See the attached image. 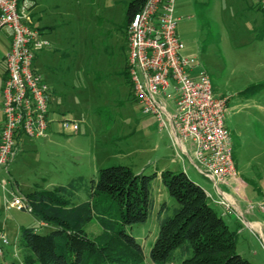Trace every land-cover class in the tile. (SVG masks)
<instances>
[{"label":"rangeland","instance_id":"374dc122","mask_svg":"<svg viewBox=\"0 0 264 264\" xmlns=\"http://www.w3.org/2000/svg\"><path fill=\"white\" fill-rule=\"evenodd\" d=\"M36 1L34 25L52 26V38L46 39L49 46L59 49L41 61L43 70L59 84V102L67 110L63 118L76 121L78 130H63L57 121L48 139L34 140V144L32 139L24 141L10 166L18 191L51 189L79 176L97 180L99 170L110 166L128 167L135 175L156 174L153 210L145 223L128 229L143 249L144 264H152L149 252L159 230L157 214L163 206V216L172 215L177 206L159 175L164 170L184 172L210 195L209 205L235 233L237 254L249 264H264V212L260 208L264 206V87L254 94L244 92L264 84V11L256 0H178L174 11L181 55L195 59L207 71L214 95L228 100L225 126L231 135L238 179L229 187H219L233 194L232 199H225L231 213L214 202L220 196L213 183L186 157L177 158L167 132L159 130L153 116L143 115L132 97L122 69L127 55L126 11L133 0ZM7 46V36L0 30V53ZM9 189L0 188V235L9 243L0 264L20 261L21 227H32L40 234L51 230L33 214L7 208ZM80 196L85 198L83 192ZM244 200L248 213L238 207ZM248 221L259 222L258 234L250 228L257 226ZM86 231L91 236L99 234L95 219Z\"/></svg>","mask_w":264,"mask_h":264},{"label":"built area","instance_id":"2783aa9c","mask_svg":"<svg viewBox=\"0 0 264 264\" xmlns=\"http://www.w3.org/2000/svg\"><path fill=\"white\" fill-rule=\"evenodd\" d=\"M177 1L146 0L128 21L127 74L132 97L141 113L153 116L159 130L167 132L177 158L186 157L213 183L220 196L214 202L231 213L219 187H229L238 179L231 135L225 126L228 100L214 95L207 71L195 59L181 55L183 45L174 15ZM256 4L264 10V0ZM35 5V0H0V30L10 37L1 91L0 188H10L7 208L29 213L31 205L11 179L10 166L22 151V139L45 138L50 124V89L33 68L35 57L48 46L34 25ZM60 123L63 130H78L76 121L62 118ZM8 244L5 235H0V255Z\"/></svg>","mask_w":264,"mask_h":264},{"label":"trees","instance_id":"16d2710c","mask_svg":"<svg viewBox=\"0 0 264 264\" xmlns=\"http://www.w3.org/2000/svg\"><path fill=\"white\" fill-rule=\"evenodd\" d=\"M145 1L129 3L125 32ZM262 87L258 83L244 92L254 94ZM156 177L135 175L119 165L100 169L97 180L79 176L51 189L34 188L26 194L31 214L51 230L40 234L21 227V259L13 264H144L143 249L128 229L145 223L153 210ZM159 179L177 206L172 215L163 216V206L157 214L152 264H249L236 252L235 233L198 184L171 170L162 171ZM93 219L100 227L97 236L86 231Z\"/></svg>","mask_w":264,"mask_h":264},{"label":"crops","instance_id":"0c3cea01","mask_svg":"<svg viewBox=\"0 0 264 264\" xmlns=\"http://www.w3.org/2000/svg\"><path fill=\"white\" fill-rule=\"evenodd\" d=\"M35 3H36V5H35L34 9L37 8L36 7L37 6V1L36 0H35ZM34 9H33V21L36 20L35 19L36 15H35ZM40 29L42 31L43 37L46 39L48 37V35H50V36L52 35L54 28L52 26H45V27H42ZM5 34H6L7 39H8V46L5 47L0 53V56H1L0 57L1 58V62H0V128H1V123H2V119H3L2 110H1V101H2L1 91H2L3 82L5 80V76H6V65H5L4 57H5L6 53L9 51V48H10V37H9V35L6 32H5ZM51 38H52V36H51ZM124 39H125V46H126V50H127L126 32L124 33ZM57 51H59V49L57 47L49 46V44H48V46L45 47L35 57L34 62H33L34 70L38 74L41 75L42 80L47 84V86L50 89V101H49V119H50V124H49L48 130H47V136L45 138H40V139H43V140L48 139L49 136H51V134L53 132V130L51 129L53 124L55 122H57V121L60 122L59 119L67 116V110H65V108L59 102V98H60V93H59V88H58L59 84L57 83V81L53 77L50 76V77L47 78V74H49V73H46V71L43 70L44 66L42 65V62H41L43 59L54 55V53H56ZM126 71H127V55L125 57V66L122 69V72H123L124 75H125ZM127 76H128V74H127ZM125 78H126V75H125ZM128 80H129V77H128ZM129 83H130V81H129ZM212 89H213V87H212ZM25 140H27V138L22 139V150H23V143H24ZM34 140H39V139H32L30 142H32V144H34ZM14 181L16 182L17 188L20 189L18 181L16 179H14ZM31 190H33V189H31ZM205 193H207V192L205 191ZM223 193H224L223 194L224 198L226 200L232 199L233 194L229 190H228V192L225 191ZM24 195H26V194H24ZM241 200H243V199H241ZM247 203H248L247 200H244V202L243 201H239V206L238 207H239L240 210L244 211V213H248L249 212V208L247 207ZM240 204L242 206H240ZM220 206L222 207V205H220ZM223 210H225L224 207H223ZM262 212H264V209L262 210ZM248 222H250V223H248V225L251 224V223L255 224L257 227H255V228L250 227V228L253 230L254 233L258 232L259 222H257V221H248ZM44 226L49 227L48 225H45V224H44ZM256 234H258V233H256Z\"/></svg>","mask_w":264,"mask_h":264},{"label":"bare ground","instance_id":"6f19581e","mask_svg":"<svg viewBox=\"0 0 264 264\" xmlns=\"http://www.w3.org/2000/svg\"><path fill=\"white\" fill-rule=\"evenodd\" d=\"M250 225V224H249ZM251 226V225H250Z\"/></svg>","mask_w":264,"mask_h":264}]
</instances>
